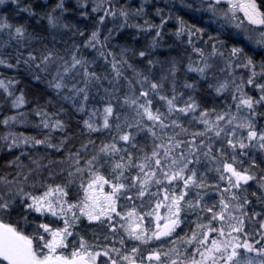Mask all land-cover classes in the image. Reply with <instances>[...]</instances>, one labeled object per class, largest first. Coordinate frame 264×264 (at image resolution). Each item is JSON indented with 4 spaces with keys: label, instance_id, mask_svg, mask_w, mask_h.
Instances as JSON below:
<instances>
[{
    "label": "snow or ice",
    "instance_id": "obj_1",
    "mask_svg": "<svg viewBox=\"0 0 264 264\" xmlns=\"http://www.w3.org/2000/svg\"><path fill=\"white\" fill-rule=\"evenodd\" d=\"M0 69V264H264V0H0Z\"/></svg>",
    "mask_w": 264,
    "mask_h": 264
},
{
    "label": "trees",
    "instance_id": "obj_2",
    "mask_svg": "<svg viewBox=\"0 0 264 264\" xmlns=\"http://www.w3.org/2000/svg\"><path fill=\"white\" fill-rule=\"evenodd\" d=\"M121 43H123V41H121ZM0 71H2V69H0ZM3 114L4 113L2 111H0V116H2ZM15 130L21 131V132H31L32 128L30 125H17ZM2 131H5V129L3 127H0V132H2ZM3 156H4V152L0 151V157H3ZM53 158H56V157H53ZM2 163H3V160L0 159V164H2ZM91 236H92V232L89 231V237L91 238Z\"/></svg>",
    "mask_w": 264,
    "mask_h": 264
}]
</instances>
